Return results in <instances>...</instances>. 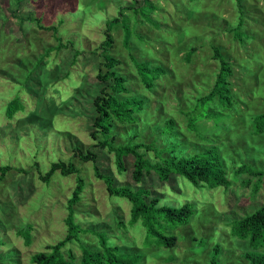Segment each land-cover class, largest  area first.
<instances>
[{
    "label": "rangeland",
    "instance_id": "1",
    "mask_svg": "<svg viewBox=\"0 0 264 264\" xmlns=\"http://www.w3.org/2000/svg\"><path fill=\"white\" fill-rule=\"evenodd\" d=\"M31 1H23L21 17L32 13L33 18L42 19L43 25L58 26L63 43L74 44L62 51L54 49L50 55L48 51L59 45L53 33L39 30L30 22H25L21 33L20 19L10 18V0H0V58H6L0 62V165L29 172L12 171L0 182V264H32L34 254L66 236L67 202L76 176L63 178L56 173L49 185L39 179L57 161H71L80 169L87 189L77 209V221L83 228L94 225L115 235L107 240L109 246L119 248L115 253L118 261L209 264L213 246L221 241L225 247L220 263L246 264L240 256L248 243L233 237L227 223L264 205V177L258 192L252 189L258 182L255 178L247 187L236 183L227 196L222 188L202 192L179 177L180 183L174 181L169 186L156 175L137 184L132 178L133 158H127V170L120 174L114 155L96 146L91 133L95 130L94 99L105 87L97 80L105 70L99 51L104 30L126 8L121 23L114 27L115 46L110 53L121 61L118 70L130 80L126 97L144 99L146 105L137 112L138 124L117 123L115 142L125 144L137 135V141L156 139L159 146H179L189 154L208 145L199 139L204 134L219 144H228L224 151L230 167L246 161L264 170V134H257L253 124L257 115L264 114V0H152V7L142 0ZM127 24L132 32L128 45L123 29ZM214 47L220 48L232 64L231 81L237 98L233 102L237 110L234 117L219 123L209 109L197 105L213 87L219 72ZM192 48L199 50L187 63ZM76 50L83 53L77 60ZM133 58L153 65L144 76L153 77L151 72L158 70L160 80L152 91L141 83ZM158 64L166 74L162 68H155ZM17 98L25 112L10 121L5 105ZM168 120L176 123L172 129L166 125ZM246 125L251 130L244 128ZM76 147L85 153H98L101 172L112 175L116 186L143 187L161 198V205L196 204L197 214L191 223L175 230L179 239L173 249L147 246L142 226L129 225L132 204L108 194L106 184L95 177L94 164L83 163L75 156ZM115 218L126 223V236L122 234L124 229H117ZM24 228H29L30 246L25 243ZM89 234H82V244L90 240L86 241L87 249L100 241L98 235ZM203 240H209V244L201 251L206 247ZM128 245L131 251L122 250ZM68 250L77 262L81 259L79 243L72 242L64 253Z\"/></svg>",
    "mask_w": 264,
    "mask_h": 264
},
{
    "label": "trees",
    "instance_id": "2",
    "mask_svg": "<svg viewBox=\"0 0 264 264\" xmlns=\"http://www.w3.org/2000/svg\"><path fill=\"white\" fill-rule=\"evenodd\" d=\"M14 1L16 0H10L9 3L11 9L10 18L16 20L20 19L19 28L21 33L24 32L25 22L35 24L39 30L53 33L59 45L48 51L50 55L54 52V49L62 51L66 48V45L74 44L73 42H68L67 44L63 43V39L59 35L60 28L58 26H45L42 24V19L33 18L32 13L29 17H25V19L22 18L24 16L21 15L20 9L23 7L22 4L24 0H18L17 7ZM142 1L144 4H150L151 7L154 4L152 0ZM136 2H140V0ZM126 10V8H122L119 12V17L107 23L106 29L104 30V40L99 50L101 51V57L104 59L103 66L105 70H101L97 75V80L100 83H104L105 87H103L101 93L94 99L95 120L93 126L95 130L91 133V136L94 141H96V146L114 155L116 168L120 174L126 172L127 158L132 157V178L137 184L142 183L145 177L152 175H156L161 183L168 186L174 181H177V184L180 183L179 178H181L188 180L202 192H204V189L213 192L215 189L222 188L224 189L222 190L223 194L225 193L227 196L236 183L247 187L257 178L258 182L254 184L252 189L253 192H258L263 184L264 170H257L252 163L246 161H240L239 164H237L239 166H235L237 168L234 166L230 167L226 154L227 151H224V147L228 144H219L204 134L199 136V139L205 141L208 145L200 151H193L189 154L177 148L179 146H174L172 149L166 148L168 147L167 143V145H163V147L159 146L156 139L153 140V142L137 141L139 138L137 135L130 137L129 141L125 144H117L115 142L114 130L116 129L117 123L126 126L138 124L139 117L137 112H142V108H145L146 105L144 99L134 98V100H131L129 97H126V95L129 94L128 85L130 80L118 70L121 61L110 53V50L114 49L115 46V38L113 35L114 27L116 24L121 23ZM154 10L155 9L152 11ZM123 29H125L124 43L128 45L130 37H132L131 28L127 24ZM237 29L239 32L240 26ZM246 37L250 38L249 36ZM191 50L192 52L187 54V63L191 62L192 56L198 53L199 48H192ZM213 50L214 59L220 66L219 72L213 87L208 93L199 98L197 105L204 109H209L212 112L211 116L213 119L219 123V121L234 117V112H237V110L233 108V102H236L237 98L233 90L234 84L231 81V77L234 74L232 64L220 48L214 47ZM3 54L5 55V53ZM75 54V59L77 60L83 53L76 50ZM45 57H49V55ZM5 59L6 58H0V62ZM133 62L140 76L141 83L149 91L155 89L157 81L160 80V78H158V70H153L151 72L153 73V77L144 76V73L150 71L152 64L144 61L139 62L136 58H133ZM157 67L162 68V70ZM155 68L160 69L163 74H166L163 65L158 64ZM68 76L69 74L67 77ZM212 104L213 107L211 106ZM4 110L7 119L14 121L18 114L25 112V107L19 99H13L5 105ZM240 115L239 113V116ZM175 124L173 120H168L166 122V125L171 129ZM253 124L257 134H264V114L257 115ZM189 125L192 127V122H190ZM244 128L251 130V127L247 125ZM228 149L230 151V147H228ZM74 152L75 156H77L81 162H92L94 164L95 177L106 184L107 192L110 196L127 199L132 204L129 225L131 227L137 224L142 226L146 234L147 246L155 248L154 250L165 248L173 249L176 246L179 237L175 234V230H177L179 226L186 227L191 223L192 219L197 214V206L195 203L187 202L180 207L161 205V198L154 196L150 190H146L143 187L134 189L127 185L116 186L115 178L112 175L101 172L97 164L99 154L95 151L88 150L85 153L79 147H76ZM230 168L233 169L230 171ZM12 171L24 174L29 173L25 169L14 168L9 165H0V182ZM56 173H60L63 178L73 175L76 176L77 179L73 193L67 202L68 215L65 219L67 234L64 239L60 240L58 243L48 245L44 251L34 254L32 256V264H131L128 261L124 263L118 261L115 253L119 248H113L108 245L107 237L111 236L109 231L102 227H100L101 229L96 228L94 225L90 228H83L81 224L78 223L77 209L81 205L85 195L87 183L85 178L80 174V169L77 165L71 161L54 162L50 170L45 174H41L39 179L43 184L49 185ZM115 219L117 229H124L122 234L126 236V233H129V228L126 227V223L123 219ZM227 225L230 227V232L233 237L248 243L247 250H244L245 252H242L240 256L246 261V264H264V205L255 210L252 214H248L236 221L228 222ZM28 230L29 228H24L25 234L27 233L25 243L27 246H30L32 240ZM83 232L84 235L93 233L96 238L98 235L100 241L97 239V244L95 243L96 246L88 245L89 247L91 246V248L87 249L86 241L90 240L85 239V243L82 244ZM19 235H21V231ZM111 237H115V235ZM120 240L127 243L125 239ZM203 241L206 247L202 246L204 249L201 251L206 250L209 244V240ZM72 242L79 243L83 253L78 262L72 250H68L64 253L65 248L71 245ZM130 247V245L125 246L122 250L126 252L131 251L132 249ZM224 247L221 241H217L212 248L209 264H226L220 263L219 259V256L223 255Z\"/></svg>",
    "mask_w": 264,
    "mask_h": 264
}]
</instances>
